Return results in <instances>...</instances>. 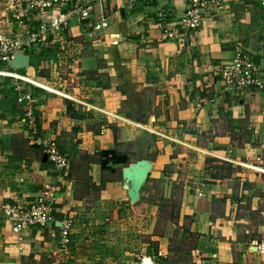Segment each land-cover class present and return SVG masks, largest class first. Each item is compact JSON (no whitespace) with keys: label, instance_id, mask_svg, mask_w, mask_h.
<instances>
[{"label":"crops","instance_id":"obj_1","mask_svg":"<svg viewBox=\"0 0 264 264\" xmlns=\"http://www.w3.org/2000/svg\"><path fill=\"white\" fill-rule=\"evenodd\" d=\"M252 8L224 0L201 28L165 40L170 28L183 33L180 0H137L131 8L110 0L105 29L73 20L39 50L57 58L39 64L57 80L39 76L30 57L23 74L41 87L0 77V264H140L143 252L159 264L173 255L176 229L196 239L191 264H264L255 245H264V92L236 93L218 75L241 50L264 79V34ZM10 30L7 12L0 36ZM22 95L29 98L17 103ZM46 137L67 156L66 173L43 159ZM136 148L153 163L152 186L131 205L123 165L99 153L113 150L121 162ZM76 163L86 165L79 177L70 173ZM47 185L57 192L54 223L13 233L3 206L31 203ZM155 186L161 203L149 197ZM176 197L175 216L156 233L158 209ZM65 219L72 222L67 252Z\"/></svg>","mask_w":264,"mask_h":264},{"label":"built area","instance_id":"obj_2","mask_svg":"<svg viewBox=\"0 0 264 264\" xmlns=\"http://www.w3.org/2000/svg\"><path fill=\"white\" fill-rule=\"evenodd\" d=\"M107 1L110 0H6L13 30L11 31L12 36H0V64L6 63L8 65V61L14 52L27 54L26 49L47 48L53 42L50 40L51 37L68 27L70 21H85L94 32L105 29L108 23L102 12L103 5ZM180 1L184 5V11L178 25L182 28L183 33L177 34L174 28H170L163 33L165 40L183 38L184 33L201 28L206 15L215 12L220 14L224 10V0ZM136 2L137 0H127V7H133ZM258 2L264 7V0H258ZM95 7L99 9L98 19H94L93 16ZM218 75L224 88L236 93H241L244 90L264 92V79L261 78L259 69L241 50H237L233 59L220 66ZM0 77L41 87L13 69L0 68ZM28 98V95H24L17 100L22 102ZM26 118L35 132L36 124L30 109L26 112ZM40 145L42 152L46 154L55 171L64 172L68 170L69 160L53 139H41ZM56 193L54 187L47 185L31 203L14 202L3 206L2 212L11 224V231L18 235L27 227H45L54 223L53 205L56 200ZM71 229V220L61 221L59 230L62 246L69 244ZM255 245L259 251L264 252L262 243Z\"/></svg>","mask_w":264,"mask_h":264},{"label":"rangeland","instance_id":"obj_3","mask_svg":"<svg viewBox=\"0 0 264 264\" xmlns=\"http://www.w3.org/2000/svg\"><path fill=\"white\" fill-rule=\"evenodd\" d=\"M248 2H249V4L253 5L252 11H251V13H252L251 19L255 23V18L258 17L257 22L255 23V26L259 27L260 30L262 31V33L264 34V21H263L264 20V7H262L259 4L258 0H248ZM7 12L8 11H7V7H6V1L0 0V26H2V23L4 22V20L6 18ZM70 25H72V27H73L74 21H70L69 26ZM64 31H65L64 33H66L68 31V27ZM10 35L12 36L11 30L9 31V34H7L5 36L9 37ZM61 46H63L62 43H61ZM38 51L39 50L35 51L34 49L33 50L26 49L25 50L26 53H29V57L31 58V62H33L34 59H35V61H37V65H33L34 68L37 69V71H38L37 74L39 76H43V77L50 78V79L53 78L54 80H57V77L56 78L52 77L53 75H51L52 73H51V69L50 68H47L45 66L44 67H40V65H42L43 62L50 61V60H53V59H54L53 61H55V60H57V58H55V56H53V54H51L52 52H50L48 54V53H45L44 51L43 52L39 51V52H41V57H39V55L37 56V54H40ZM30 52L31 53H35V55H33L34 58L31 56ZM36 52H38V53H36ZM39 59H40V61H39ZM62 61L64 62L63 59H61V62ZM61 62H60V65H58L57 67L59 68V77H61L62 81H64V78L66 77L67 68H66V65H64ZM36 66H38V67H36ZM0 68L11 69L6 63H1L0 64ZM26 70L27 69L19 70L18 73L21 74V75H24L23 73H25ZM22 96H24V95H22ZM17 103H21V102H18V100H17ZM146 144L147 143H145V145ZM128 153L131 154V156L128 157V160L129 161H133V162H135V160H138V158H140L141 156H144V155L146 156L147 155L146 152H145L146 154L144 153V149L141 150V148L133 149V151H129ZM85 167H86V165H82V164H79V163H76L73 166L71 164L70 173L73 174L74 176L79 177L82 174L81 172H84L83 168H85ZM67 171L68 170L64 171L63 173H66ZM150 186H152L151 182L150 183L149 182L145 183V185L143 186L144 192L149 190ZM157 188L158 187L153 189V191L151 193L152 195H150L149 197H151V199L155 200V201H157V199H158L157 202L161 203L160 201H162L163 199L161 197L157 198V196H156V195L159 194V193L156 192V191H158ZM158 192H161V191H158ZM95 202H96V199H95V194H94V197H92V203H95ZM177 202H178V198L176 197L172 201V203L166 204V205H162L158 209V217H159V219L157 220L158 225H157L156 233L163 232V226L165 224L164 221L166 219H169V218L175 216V213L177 212V208H178ZM173 238L174 239L172 240L171 245L169 247L171 252H173V255L171 257L167 258V259L161 260L159 262V264H191L189 256H190V251L193 248H195V245H196L195 237H193V236H191V237L185 236L184 237L182 235L180 236V232L176 229ZM62 247H63L62 250L67 252L68 244H64V246H62ZM143 255L145 257H150V255L147 252H143ZM40 261H41L40 262V264H41L42 260H40ZM33 263H34V261H33ZM62 264H67V263L64 262Z\"/></svg>","mask_w":264,"mask_h":264},{"label":"water","instance_id":"obj_4","mask_svg":"<svg viewBox=\"0 0 264 264\" xmlns=\"http://www.w3.org/2000/svg\"><path fill=\"white\" fill-rule=\"evenodd\" d=\"M8 66L16 71L29 67V56L21 52H14L8 61ZM47 160L46 154L43 156ZM153 163L149 159H140L121 168L122 189L125 191L129 203L136 204L139 201L141 189L147 182ZM61 224H59V227ZM140 264H153L150 257H142Z\"/></svg>","mask_w":264,"mask_h":264},{"label":"trees","instance_id":"obj_5","mask_svg":"<svg viewBox=\"0 0 264 264\" xmlns=\"http://www.w3.org/2000/svg\"><path fill=\"white\" fill-rule=\"evenodd\" d=\"M31 65H32V63H30V61H29V66H31ZM99 155L101 157L102 156L103 157H108L110 155L109 159L106 161L107 163L108 162H112L113 164H119V163H121L123 165V167L127 166L128 164H130V162L128 161L127 157H125V156H122V160H121V162H119V160L121 159V157H119V156L117 157L116 156V153L113 150L100 152ZM140 159H142V158H140ZM140 159H138V160H140ZM135 161H137V160H135ZM104 164L105 163H103L102 165H104ZM102 167H104V166H102ZM149 181H150V178L148 177L146 183H148ZM142 194H144V188L141 189V195Z\"/></svg>","mask_w":264,"mask_h":264}]
</instances>
